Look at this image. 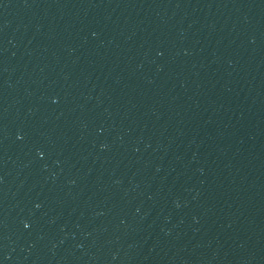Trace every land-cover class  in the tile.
I'll return each mask as SVG.
<instances>
[{
  "label": "water",
  "instance_id": "95a60500",
  "mask_svg": "<svg viewBox=\"0 0 264 264\" xmlns=\"http://www.w3.org/2000/svg\"><path fill=\"white\" fill-rule=\"evenodd\" d=\"M0 264H264V0H0Z\"/></svg>",
  "mask_w": 264,
  "mask_h": 264
}]
</instances>
